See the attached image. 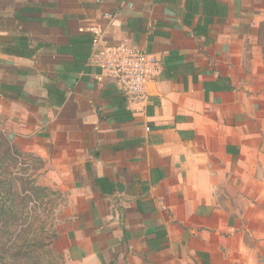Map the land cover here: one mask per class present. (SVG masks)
<instances>
[{"label":"crops","instance_id":"obj_1","mask_svg":"<svg viewBox=\"0 0 264 264\" xmlns=\"http://www.w3.org/2000/svg\"><path fill=\"white\" fill-rule=\"evenodd\" d=\"M262 21L264 0H0V121L67 192L63 264H264ZM94 27L155 58L147 101L94 76Z\"/></svg>","mask_w":264,"mask_h":264},{"label":"trees","instance_id":"obj_2","mask_svg":"<svg viewBox=\"0 0 264 264\" xmlns=\"http://www.w3.org/2000/svg\"><path fill=\"white\" fill-rule=\"evenodd\" d=\"M258 42L264 51V21L259 24ZM13 153V145L0 131V264H37L36 258L41 255L29 240L26 241V231L32 225L28 203L31 199L42 203L50 189L35 184L31 178L11 176L10 168L18 163ZM27 188L30 193L25 191ZM46 236L45 244L52 245L57 232H49ZM55 256L58 264H63V256L59 253Z\"/></svg>","mask_w":264,"mask_h":264},{"label":"built area","instance_id":"obj_3","mask_svg":"<svg viewBox=\"0 0 264 264\" xmlns=\"http://www.w3.org/2000/svg\"><path fill=\"white\" fill-rule=\"evenodd\" d=\"M86 64L95 69L96 78L108 77L120 83L131 103L147 101L146 83L156 72V61L146 51L125 44L107 45L100 27H94Z\"/></svg>","mask_w":264,"mask_h":264},{"label":"rangeland","instance_id":"obj_4","mask_svg":"<svg viewBox=\"0 0 264 264\" xmlns=\"http://www.w3.org/2000/svg\"><path fill=\"white\" fill-rule=\"evenodd\" d=\"M0 131L6 136L1 121ZM10 144L13 145L15 150L13 154L18 160L17 165L10 168V175L31 178L34 180L35 184L44 186L45 184L42 182L41 176V168L44 166L43 161L33 153L19 151L14 144ZM25 191L30 193L29 188L25 189ZM55 191V193H52L48 190L42 203L38 199H31L28 203L29 218L31 217L32 225L26 231V241L29 240L30 245H34L33 248H37L38 255H41V258H36L37 264H49L50 262L58 264L55 254L59 252L54 247V242L52 245L45 244L47 241L46 235L52 231L56 232L58 224L67 219L69 199L67 197V192ZM42 228L44 230H42Z\"/></svg>","mask_w":264,"mask_h":264}]
</instances>
